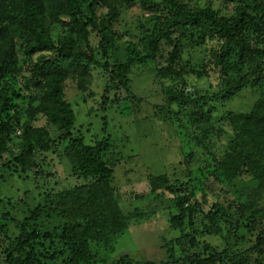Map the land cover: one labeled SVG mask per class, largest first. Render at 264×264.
Segmentation results:
<instances>
[{"label": "trees", "instance_id": "1", "mask_svg": "<svg viewBox=\"0 0 264 264\" xmlns=\"http://www.w3.org/2000/svg\"><path fill=\"white\" fill-rule=\"evenodd\" d=\"M133 5L142 13L121 28ZM148 62L161 99L142 118L187 135L184 149L202 165L174 182L165 174L150 178L176 231L161 239L165 257L135 260L123 252L111 260L101 253L114 252L139 209L126 213L111 185L110 142L86 143L74 130L65 82L74 80L84 93L93 69L105 71L100 109L116 103L126 115L140 100L130 92L131 74ZM192 77L208 80L205 94L192 87ZM245 88L258 94L249 111L228 110L227 101ZM101 119L106 123V115ZM141 132L157 142L148 128ZM56 143L65 145L80 183L46 193L22 220L0 207V264H261L264 228L252 236L253 258L247 249L201 238L248 234L249 222L264 225V0H0V180L29 178L35 168L42 174L41 155ZM212 180L239 195L224 207ZM39 220L47 221L45 229ZM185 244L197 249L188 253Z\"/></svg>", "mask_w": 264, "mask_h": 264}, {"label": "rangeland", "instance_id": "2", "mask_svg": "<svg viewBox=\"0 0 264 264\" xmlns=\"http://www.w3.org/2000/svg\"><path fill=\"white\" fill-rule=\"evenodd\" d=\"M126 12L121 19V28L133 26L136 17L142 13L138 5L130 6ZM152 65V62H148L144 68H134L131 74L130 92H134L140 100H134L133 104L135 105L129 104L130 108L126 115L120 113L116 103L105 112L100 109L102 93L108 84L105 71L93 69L90 90L84 93H80L76 89L74 80L68 79L65 82L66 98L75 113L74 130H79V134H83L86 143L102 139H107L110 142L108 158L112 161L111 185L116 190L121 207L126 213L131 211L135 213L139 209L136 217L129 221L127 230L117 239L114 252L101 253V257H110L111 260L118 258L123 252H127L135 260L160 261L165 257V248L161 247V239L173 238L176 231L168 228L169 210L166 207V202L161 203L160 194L156 197L152 193L150 178L165 174L168 181L174 182L177 179H185L189 170L194 172L199 165H202L198 156L188 155L185 151V142L189 141L187 135L184 134L182 139L176 136L175 126L166 127L163 122L151 123L147 117L142 118V115L145 116L143 113L145 111L150 113L149 109L152 108V105L161 99V86L154 82V78L150 74ZM191 82L193 88L204 94L210 86L205 78L192 77ZM126 93L127 91L122 89L119 97L125 98ZM112 95L110 92V97ZM257 98L256 89L245 88L227 101L226 108L235 112H246L249 111ZM103 115H106V123L101 119ZM145 122L150 125H146ZM44 124V120L39 121V125ZM145 128L156 135L154 138L157 142L152 141L153 137L146 138L145 136L144 138L141 136L143 133L139 132ZM50 133L51 136L55 135L53 127ZM220 140L216 144L217 147L215 146L217 151H220L223 144ZM64 146L56 143L50 151L41 155L44 160L41 162L42 174L35 168L33 171H37V173L32 171L30 177L26 179H21L22 176L17 173L4 175V180H0V199L4 202L0 207L3 211L9 210L12 217L22 220L30 214L39 201L44 203L41 200L46 193L51 191L54 193L80 183L72 174L71 166L63 156ZM208 185L212 192L218 194L224 207L228 204L226 201L239 195L232 187L218 184L213 180L209 181ZM39 197H41L40 200ZM263 204L264 196L260 205ZM52 221L55 226L57 221ZM249 223L248 228L252 226L253 230L248 234L238 230L239 233H231L225 239H222L219 234H214L201 238V241L205 240L218 247L231 244L232 250L247 249L252 258L256 257L257 251L252 252L251 250L255 244L252 242L255 239L252 236L257 235L264 225L262 220L255 224ZM38 226L45 229L47 221L39 220ZM11 228L12 232L17 234L15 223H12ZM242 234L246 237L239 238ZM184 248L188 250V253L197 249V247L191 248L187 244L184 245ZM260 260L261 264H264V255L260 256Z\"/></svg>", "mask_w": 264, "mask_h": 264}]
</instances>
